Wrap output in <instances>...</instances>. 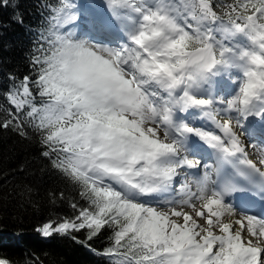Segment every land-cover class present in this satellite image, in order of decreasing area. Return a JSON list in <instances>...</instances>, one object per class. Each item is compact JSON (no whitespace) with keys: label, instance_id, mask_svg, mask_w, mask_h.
<instances>
[{"label":"snow or ice","instance_id":"snow-or-ice-1","mask_svg":"<svg viewBox=\"0 0 264 264\" xmlns=\"http://www.w3.org/2000/svg\"><path fill=\"white\" fill-rule=\"evenodd\" d=\"M44 8L0 129L35 136L79 199L36 231L109 264H264V0Z\"/></svg>","mask_w":264,"mask_h":264},{"label":"trees","instance_id":"trees-1","mask_svg":"<svg viewBox=\"0 0 264 264\" xmlns=\"http://www.w3.org/2000/svg\"><path fill=\"white\" fill-rule=\"evenodd\" d=\"M44 0H11L0 7V93L7 90L9 76L22 77L29 71L31 34L39 26V8ZM23 23L17 22L18 18ZM0 95V104H3ZM38 139L22 138L12 130L0 129V257L14 264H31L38 257L42 264H109L68 236L43 237L36 231L42 223L70 216L69 201L78 200V192L49 161L40 155ZM64 193L55 201L50 193ZM83 240L84 232L77 233ZM109 233L93 240L91 247L102 250Z\"/></svg>","mask_w":264,"mask_h":264},{"label":"rangeland","instance_id":"rangeland-1","mask_svg":"<svg viewBox=\"0 0 264 264\" xmlns=\"http://www.w3.org/2000/svg\"><path fill=\"white\" fill-rule=\"evenodd\" d=\"M82 2H84V4H85L87 2H95V0H79V3H82Z\"/></svg>","mask_w":264,"mask_h":264},{"label":"bare ground","instance_id":"bare-ground-1","mask_svg":"<svg viewBox=\"0 0 264 264\" xmlns=\"http://www.w3.org/2000/svg\"><path fill=\"white\" fill-rule=\"evenodd\" d=\"M209 162H211V161H209Z\"/></svg>","mask_w":264,"mask_h":264}]
</instances>
